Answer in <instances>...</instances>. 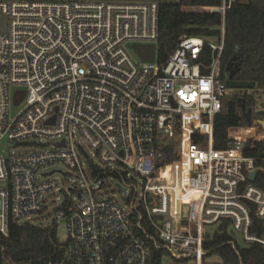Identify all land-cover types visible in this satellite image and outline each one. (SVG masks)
<instances>
[{
	"label": "built area",
	"instance_id": "built-area-1",
	"mask_svg": "<svg viewBox=\"0 0 264 264\" xmlns=\"http://www.w3.org/2000/svg\"><path fill=\"white\" fill-rule=\"evenodd\" d=\"M162 1L0 0V232L43 226L35 219H48L49 195L61 192L68 237L42 264H212L205 243L226 222L234 248L233 234L264 247L250 207L264 221V190L244 186L257 169L243 153L248 140L264 141L248 134L264 132V120L214 147L215 117L231 96L221 78L225 18L237 0L206 8L222 15L210 61L204 39L185 37L160 63ZM134 45H153L155 60ZM241 91L232 96L264 113V88ZM59 165L64 188L49 179L61 171L43 173ZM107 179L121 200L103 196Z\"/></svg>",
	"mask_w": 264,
	"mask_h": 264
},
{
	"label": "trees",
	"instance_id": "trees-1",
	"mask_svg": "<svg viewBox=\"0 0 264 264\" xmlns=\"http://www.w3.org/2000/svg\"><path fill=\"white\" fill-rule=\"evenodd\" d=\"M222 0L162 1L159 4V40L157 58L166 62L181 39L199 37L205 40L203 61H210L209 43L221 35L222 15L207 11L218 8ZM221 78L237 82L254 83L264 88V0H237L227 11L225 18V43L221 56ZM254 99L249 96L224 99L221 112L215 117L216 149H226L230 144L229 131L238 127H253L255 120H264V113H255ZM251 113V124L247 112ZM250 137L264 140V132L256 128ZM235 135V133L233 132ZM172 151V148H170ZM244 156L255 160L258 171L253 184L264 190V141L248 140ZM176 156L170 158L172 161ZM95 174L97 168L92 165ZM250 183L248 181L244 186ZM252 208L253 228L251 233L264 236V221L256 217ZM230 223H224L219 231L222 237L208 240L205 249L209 256L218 255L222 264H264V247L253 243L247 247L234 248L228 234ZM59 239L56 224L47 226L13 225L8 236L0 232V261L10 264H42L58 257Z\"/></svg>",
	"mask_w": 264,
	"mask_h": 264
},
{
	"label": "rangeland",
	"instance_id": "rangeland-1",
	"mask_svg": "<svg viewBox=\"0 0 264 264\" xmlns=\"http://www.w3.org/2000/svg\"><path fill=\"white\" fill-rule=\"evenodd\" d=\"M167 1L178 2V0H167ZM241 92H242L241 90H231L228 92V94L232 96L234 94L241 93ZM248 134H249V136L253 135L254 129L248 130ZM77 140L83 144V146L88 150V152L90 154H92L91 150L88 149V147L83 143V141L81 140L80 137H77ZM3 145H6L5 146L6 148L10 147L9 142L8 143L6 142ZM11 150H15V151H19V152L24 151L23 148H15V149H11ZM53 170H58L61 172L55 173L54 175L49 177V179L59 181L61 188H64L65 184H67V181L69 179H66L63 174L65 172H69L68 169L65 166L59 165V166H56L53 168H47L43 171V173H48V172L53 171ZM106 184H107V187L103 191V196L104 197H108V196L113 197L115 195L116 199L121 200V196L119 195V190L116 187V185L114 184V181L107 179ZM138 187H139V189H141L140 186H138ZM49 196H51V198H52L51 200L54 201L55 204L51 206V208L47 214L48 219L47 220L35 219V222L42 223L44 226H47V225L51 224L53 221H55V222L58 221V225H57L58 239L60 242H65L67 240V237H68L66 221L64 219H61L60 213L58 211H56V209H58L59 205L62 204V202L64 200V196L61 192H57V191L53 192ZM217 227L218 226H214V227L209 228V229L215 231L217 229ZM229 233H232V230H230ZM233 239L237 241V244L240 248H244L247 246L246 242L243 240V237L241 235L233 234ZM208 258H209L210 263H212V264H222V259L218 255H212V256H209Z\"/></svg>",
	"mask_w": 264,
	"mask_h": 264
},
{
	"label": "water",
	"instance_id": "water-1",
	"mask_svg": "<svg viewBox=\"0 0 264 264\" xmlns=\"http://www.w3.org/2000/svg\"><path fill=\"white\" fill-rule=\"evenodd\" d=\"M1 30L5 31L6 28V18H3L1 20ZM133 50L137 54L139 58L142 59L144 62H153L155 60V47L153 45L151 46H140V45H134ZM227 86L231 90H248V89H254L255 84L254 83H243V82H237L233 80L232 78L228 79ZM25 97V92H18L15 95L14 103L15 105H19L22 100ZM247 119L248 122L251 124V113L250 111L247 112ZM258 174V171L253 172L249 175V181L254 182L256 179V176ZM221 236L219 232H216L214 235V239H218Z\"/></svg>",
	"mask_w": 264,
	"mask_h": 264
}]
</instances>
